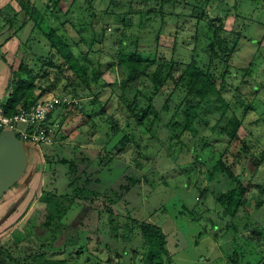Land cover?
<instances>
[{
	"label": "rangeland",
	"instance_id": "374dc122",
	"mask_svg": "<svg viewBox=\"0 0 264 264\" xmlns=\"http://www.w3.org/2000/svg\"><path fill=\"white\" fill-rule=\"evenodd\" d=\"M30 1L36 3L38 9L44 10V0ZM146 2L145 0L143 2L142 0H60L56 8L57 14L50 17V23L59 36L72 46L80 61L88 57L91 68L102 65L105 71L104 78L116 88L119 87L113 83L126 77V65L117 63L113 65L118 61L119 43L123 38L128 49H134L130 42L140 36L142 56L154 58L153 54L157 47V59H162V63L166 60L175 63L177 65L175 70L181 71L182 66L192 63L193 60L206 66L211 59L212 45L214 44L218 50L219 39L222 40L227 34L237 35L236 42L231 40L224 43V48L230 45L233 51H220V56L224 59V68H219L216 72L217 75L223 71L225 73L223 97L230 106L221 126L222 128L227 126L229 117L235 112L242 120L240 138L248 144L250 152L262 158L264 156V0H174L165 5L164 16L157 12L160 5L158 2L149 1L147 6L140 8V5ZM7 3L8 0H0V26L3 29L7 25L8 31L9 12L4 10V7L8 6ZM138 10H144L143 19H140ZM129 11L131 13L127 17L126 13ZM20 15L21 20H18L15 26L19 27L23 24L26 26L0 49V62L2 55L9 52V63L6 62L8 65L16 54L19 60L30 62L36 52L48 54L53 48L49 38L43 34V30L34 28L35 24L39 23V18L35 20L31 16L28 17L24 10ZM127 23H132V27L126 26ZM216 26L221 27L219 38L215 35ZM158 31L161 32V36L156 45L155 37ZM123 33L125 37L122 36ZM1 39L0 37V42ZM30 45L34 50L30 49ZM226 60L229 63H226ZM158 63L151 65L148 72H154ZM249 67L251 72L244 74L245 69ZM0 79V101L6 102L10 94L5 91L8 80ZM42 82L46 86L50 83L47 79ZM132 83L134 91L137 93L140 91L139 108L146 107L153 82L142 75ZM60 87L62 85L51 94L58 95L61 92ZM114 88L109 85L101 89L98 99H94L93 103L92 98H87L79 100V103L73 107L74 110L75 107L89 105L90 111L87 112V115L90 114L89 117L83 115L80 110H74L71 115L67 114L65 107L59 110L52 134L56 150L51 154L49 150L44 149L39 156L31 153L30 167L23 180L0 200L1 252L9 251L13 257L12 260V257L2 254L5 257L3 264H18L17 262H20L25 255V252L21 254L20 251L29 250L30 245L37 249L39 245L36 241L42 239L49 242L47 245L49 248L51 244L53 245L52 251H48L47 255L56 259L65 258V264H98L100 261H104L103 264H115V262L143 264V252L139 250L140 253L135 254L131 243L127 245L121 240L118 249L109 246L110 240L105 236L108 233L105 218L98 217L97 212L89 211L91 205L103 206V199L96 200L94 204L77 199L73 204L75 207L68 210L72 213L68 218L69 222L63 224L56 220L52 226H44L48 220V205L41 196L48 191L57 194L74 193V187H70L69 166L63 165L59 160L58 162L55 160L53 164L49 160L46 162L48 156L54 159L57 156L77 159L80 174L84 173L83 177L93 176L94 182L90 188L103 192L114 188L119 190L120 184L127 182L128 176L142 177L141 183L132 187L125 195L126 203L122 201L114 207L121 214V223L131 212L134 218L147 219L162 226L168 235L170 264H232L228 258L232 238L230 235L225 236L226 224L221 217L223 208L211 193L226 190L224 178L209 180L206 177L207 170L211 169L218 160V153L229 146V138L226 134L213 133V127L222 115V104L211 98L210 103L205 105L202 119L197 124L199 129L197 136L187 131L181 134L180 139L174 140L172 131L161 127L156 121L153 126L156 137L151 138V132L146 131V123L138 125L136 121L130 120L128 108L119 98V90ZM172 88L173 82H168L163 94L154 99L158 110ZM51 94L49 97H52ZM45 96L42 100L46 99ZM178 102V97L171 100V110H174L173 106ZM102 108H105L104 113L101 112ZM111 116L112 120L108 121V117ZM168 118L169 116L167 120ZM96 120L98 122L102 120L104 123L103 134L95 135V132L101 129L100 124L94 125ZM106 120L108 124L105 123ZM128 121H131L139 133L133 134L131 143L125 149L120 150V147L113 149L112 143L108 147L96 144L98 149H95L97 148L95 143L102 140L101 135L108 142L106 140L108 131L116 135L112 142L115 144L119 142L125 133V128L131 129L127 127ZM115 126L119 128L116 131ZM160 131L163 135H159ZM202 138L208 142L202 141ZM99 149L98 152L94 151ZM33 168L38 170L35 171L36 175L33 172L31 174ZM98 178L101 182L96 183L95 180ZM207 189V197L201 200V191ZM29 201L37 202L41 208L34 207L30 213L27 207ZM12 208H15L14 211L4 220L3 217ZM20 213L23 217L26 213L30 215L27 214V220L19 222L17 218ZM246 213L247 211H241L236 218L242 235L247 238L252 235L255 242L258 240L264 242V218L260 220L258 212L247 218ZM88 214L91 216H87ZM262 214L264 217V210ZM84 220L86 225L81 226ZM259 222L260 226H258ZM256 227L260 232L257 235L253 232ZM77 228L82 234L70 238L67 243L68 236L73 235ZM28 234L35 236L33 238L35 245L29 240L30 235L27 237ZM15 237H20L18 248L15 247ZM101 242L103 244H100ZM61 250L63 253L60 252ZM124 250L127 255L122 254ZM110 257L112 262L108 261ZM262 257L264 258L263 252L253 253L248 260L258 264ZM260 264H264V260Z\"/></svg>",
	"mask_w": 264,
	"mask_h": 264
},
{
	"label": "trees",
	"instance_id": "16d2710c",
	"mask_svg": "<svg viewBox=\"0 0 264 264\" xmlns=\"http://www.w3.org/2000/svg\"><path fill=\"white\" fill-rule=\"evenodd\" d=\"M143 1L144 0H142V2ZM146 1L158 2L160 5L157 12L162 13V16H164L165 5L174 2V0H145V2ZM147 2L143 5L141 4L140 8L147 6ZM18 3L20 10L15 9L11 4L4 7L5 12H9L7 15L9 17V30H6L8 29L7 25H5L3 29L0 27V37L2 38L0 49L16 36L19 30L26 26V24L19 27L15 26V23H18V20H21L20 12L22 10L26 12L28 17L31 16L35 18V20L39 18V23H36L34 28H40V30H43V34L49 38L53 48L48 54L36 52L34 54V59L30 62L21 59L19 60L17 54L15 55L12 61L13 63L11 62L9 64L10 76L5 86V91L10 94L6 102L0 101V107L4 109V112L7 115H14L19 113L21 109L31 108L46 94H48V96H45L46 99L54 97L51 92L58 90L59 85H62V87H60L61 92L55 96L66 95L77 100L92 98V103L94 99H98L101 89L111 85V88L115 87L114 89L119 90V98L127 106L130 120H133L134 122L136 121V124L138 125L146 123V131L151 132V138L156 137L153 131V126L156 124V121H158L161 124V127L168 129L170 132L172 131V139L176 140L180 139L181 134L186 133L187 131L193 132L194 136L199 135L197 124L202 119V112L204 111L205 105L210 103L211 98L222 104V115L213 127V133L216 135L226 134L229 138V146L218 153V160L211 169L207 170L206 177L209 180H213L214 178L220 180V178L223 177L226 185L225 191L219 190L211 193L215 201L223 208L221 217L224 218V223L226 224L225 236L230 235L232 238L231 252L228 254V258L232 264H253L251 260H248V257L253 253H264V242L262 240L255 242L252 235L248 238L242 235L236 218L241 211H247V218H251L255 212L260 214V220L264 218L262 214V211L264 210V156L259 158L254 155L250 152L248 144L240 138L239 130L242 125V120L237 114H235V112L229 117L230 119L227 126L222 128L221 124L226 119V114L230 109V106L223 97L225 73L224 71L220 73V75H217L216 73L217 70L219 71V68H224V59L220 56V51H233V47L230 45L224 48V43L231 40L236 42L237 35L227 34L222 40L219 39L217 42L219 46L218 50L213 44L211 59L206 66L193 60L192 63L182 66L181 71L175 70V67L177 66L175 63H171L167 60L162 63V59L158 60L157 47L153 54L154 58L142 56L141 51H143V48L141 46L140 36L132 39L130 42L131 47L134 49H128L126 41L123 38L119 43L120 50L117 55L118 61L113 65L116 63L126 65V77L119 82L116 81L113 83V85L119 87L116 88V86H112V83H109L104 78L105 71L102 68V65L91 68L88 57L83 61H80L72 46L67 43L62 36H59L54 28H52L50 17L57 14L56 8L59 5L60 0H44V10L42 8L41 10L38 9L36 3L33 1L18 0ZM132 5H134V2ZM10 10H13L14 12H11ZM137 12L140 19H143L145 13L144 10H138ZM129 13H131V11L126 13V16ZM131 24L132 23H127L126 26L132 27ZM214 31L215 35H217L216 38H219L221 27H214ZM122 36L125 37L126 35L123 33ZM160 36L161 32L158 31L155 37L156 45L158 44ZM30 49L34 50L32 45H30ZM8 53L9 52H6L2 55V60L9 63ZM155 63H158L155 71L148 72V70L151 69V65ZM226 63H229V61L226 60ZM245 70L244 74H249L251 72L250 67ZM142 75L147 76L150 81L153 82V88L151 94L148 95V105L139 108L138 100L140 91L139 93L134 91V85L132 82L134 79L139 78ZM220 76H222V78ZM45 79L50 82L47 86L42 82ZM168 82H173L172 91L158 110L154 104V99L163 94ZM37 90H39V92ZM50 94L52 97H49ZM176 97L179 98V102L174 104V110H171V100L173 101ZM77 104L78 103L67 105L64 103L60 106L58 105L55 112L50 114V118H52L54 114L58 116L59 110H62L63 107L66 108L67 114L71 115L74 110H80L83 115L89 117L90 114H88V116L87 112L90 111V106L88 105L80 108L75 107L73 110V107ZM103 106L105 105L103 104ZM101 112L104 113L105 108H102ZM168 116L169 118L167 120ZM110 120H112V116L108 117V121ZM54 121L55 120H53V123ZM108 121L106 120L105 123L108 124ZM131 121H128L127 124V127H130L131 129L125 128V133L119 142L116 144L115 142H112L116 135L108 131V137L106 138L108 142H106L103 135H101L100 137L102 140L96 142L95 146L97 147L96 144H98L101 145V147H108L109 144L112 143L114 145L113 149L118 147H120V150L125 149L131 143L133 134L138 135L139 133V130L134 127ZM99 124L101 125V129L100 131H96L95 135L97 133L103 134L104 132L102 130V127L104 126L102 120L99 122L97 120L94 121L95 126H98ZM117 127L115 128V131L119 129ZM178 130L179 132H177ZM159 135H163V132L160 131ZM164 137L166 136L164 135ZM202 141L206 142L207 140L202 138ZM95 149H98V147ZM94 151L98 152L100 149ZM107 152L109 154V151ZM110 157H112V159L114 158L113 156ZM47 160L52 164L55 163V160L57 162L59 160L63 165L67 164L69 166L68 175L70 176V187H74V193L66 192L57 194L54 191H48L41 196V198L45 199L48 205V220L44 226L50 227L56 220L63 224L69 222L68 218L72 216V213H69L68 210L75 207L73 204L77 199H82L84 202L89 201L91 204H94L96 200L103 199V206L95 207L91 205L89 206V211L91 213L97 212L98 217L103 216L105 218L104 222L108 227V233L107 235L105 234V236L110 240L109 246L111 248L118 249L120 245L119 243L122 240L124 244L128 245L131 243L133 246L132 250L135 254L138 255V253H140L139 250L143 252V264H170L171 258L169 257V249L167 247L168 235L162 226L147 219L134 218L130 211H128L130 213L124 217V221L121 223V214L114 207L117 203L124 201L125 195L132 189V187L141 183L142 177L138 175L128 176L127 182L121 183L119 190H117L118 188H114L103 192L90 188V185L94 182L93 176L83 177L84 173L80 174L77 159H68L65 157L58 158V156L54 159V157L48 156L46 162ZM95 182H101V179L98 178ZM207 192L208 189L207 191H201V200L207 197ZM250 197L252 198V201ZM255 197H257L256 200ZM31 203L32 201H29V205ZM124 203L126 202L124 201ZM87 216L90 217L91 215L88 214ZM22 217L18 218L19 222ZM85 220L81 223V226L86 225ZM258 226H260V222L258 223ZM254 229L253 232L256 235L260 233L258 232L257 227ZM81 234L82 231L77 228L73 235L68 236L67 243L70 238H75L76 236L79 237ZM29 235L30 234H28L27 237H29ZM33 238H35V236L30 235L29 240H32L31 242L35 245V239ZM91 240L92 239L90 238V241ZM19 243L20 237H15L16 248L19 247ZM36 243L39 245L37 249L30 245V248L28 249L31 251H20L21 254L25 252V255L20 262H17L18 264H65V258L56 259L47 255V253L49 254L48 251H52L53 249L52 244L50 245V248L47 246L49 243L48 241L45 242L42 239V241L37 240ZM100 244L103 243L101 242ZM47 247L48 249H45ZM62 251L63 250L60 252ZM2 254L12 257L9 254V251L5 250L1 252L0 247V264H3L5 260V257ZM122 254L127 255L126 250H124ZM263 260L264 258L262 257L258 264L262 263ZM108 261L112 262L113 260L110 257L108 258ZM103 262L104 261H100L98 264H103ZM115 264L122 263L115 262Z\"/></svg>",
	"mask_w": 264,
	"mask_h": 264
},
{
	"label": "built area",
	"instance_id": "2783aa9c",
	"mask_svg": "<svg viewBox=\"0 0 264 264\" xmlns=\"http://www.w3.org/2000/svg\"><path fill=\"white\" fill-rule=\"evenodd\" d=\"M71 96H54L41 99L31 108L21 109L19 113L7 115L0 107V132L12 130L15 134L31 146V153L39 154L44 145H53V119L50 114L57 106L79 103Z\"/></svg>",
	"mask_w": 264,
	"mask_h": 264
},
{
	"label": "water",
	"instance_id": "95a60500",
	"mask_svg": "<svg viewBox=\"0 0 264 264\" xmlns=\"http://www.w3.org/2000/svg\"><path fill=\"white\" fill-rule=\"evenodd\" d=\"M30 154L31 146L14 131L0 132V200L23 180L30 167ZM35 171L33 168L31 174ZM14 209L9 210L3 219H7Z\"/></svg>",
	"mask_w": 264,
	"mask_h": 264
},
{
	"label": "crops",
	"instance_id": "0c3cea01",
	"mask_svg": "<svg viewBox=\"0 0 264 264\" xmlns=\"http://www.w3.org/2000/svg\"><path fill=\"white\" fill-rule=\"evenodd\" d=\"M29 2H30V0H29ZM7 4H11L15 9L20 10V6H19V3H18V0H8V3H7ZM0 27H1V26H0ZM1 60H2V59H1ZM0 72H1L0 75H2V76H0V78H2V79L6 78V80L9 79V76H10L9 65H8L4 60H2V61L0 62ZM0 80H1V79H0ZM57 117H58V116L55 115V114L52 116L53 120H56ZM54 145H55V143L53 144V146H52V145H45V150H49V152H51V154L54 153L53 151L56 150V149L54 148ZM34 204H35V205H34ZM37 205H38V206H37ZM27 207L29 208L28 211H30V213L32 212V210H33L34 207H35V209H40V208H41L40 204H37V202H35V203H34V202L31 203L30 205H27ZM17 208H18V207H17ZM30 213H29V214L26 213V214L24 215V217H22L23 214L20 213L18 218L22 217L20 221L23 222L24 220H27L26 216H27V214L30 215ZM32 216H33V215H32ZM32 216H31V217H32ZM31 217H30V218H31ZM18 218H17V220H18ZM30 218H29V219H30Z\"/></svg>",
	"mask_w": 264,
	"mask_h": 264
},
{
	"label": "clouds",
	"instance_id": "9594fccd",
	"mask_svg": "<svg viewBox=\"0 0 264 264\" xmlns=\"http://www.w3.org/2000/svg\"><path fill=\"white\" fill-rule=\"evenodd\" d=\"M44 149H45V145L43 146V149H42V151H41L40 153H42ZM40 153H39V154L37 153V156H39ZM37 171H38V170H36V172H37ZM35 175H36V173H35Z\"/></svg>",
	"mask_w": 264,
	"mask_h": 264
}]
</instances>
